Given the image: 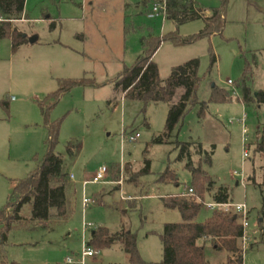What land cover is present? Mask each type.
Instances as JSON below:
<instances>
[{
	"label": "rangeland",
	"instance_id": "obj_1",
	"mask_svg": "<svg viewBox=\"0 0 264 264\" xmlns=\"http://www.w3.org/2000/svg\"><path fill=\"white\" fill-rule=\"evenodd\" d=\"M195 1L209 13L223 0ZM154 4H144V0H25V19L11 21L10 27L26 36L27 43L12 50L10 39L0 38V101L8 104L7 111L0 106V209L12 185L34 171L46 153L47 131L39 106L43 98L67 80L86 79L96 85L73 87L49 113L50 121H60L55 153L62 159L64 175L50 186L64 185L65 215L58 218L51 210L46 221H31L30 205L24 206L25 221L12 225L0 245L4 264H67V259L80 264L82 244L98 228L110 234L131 232L141 260L134 264H162L160 235L164 225L179 223L181 216L165 209L161 199L192 187L187 161L177 160L178 143L191 144L192 165L215 182L213 189L226 187L230 203L245 205L249 212L245 247L241 239L237 246L243 252V264H264L261 197L246 181L253 178L258 184L259 168L264 167V158L253 153L257 137H264V105L241 102L245 70L249 71L245 85L250 93L264 90V0H225L221 34L186 46L163 42L155 52L160 80L167 79L176 66L192 59L199 62L196 103L188 106L171 138L162 143L152 141L164 131L168 105L124 99L114 92L113 83L124 67L144 54L143 39L170 33L187 38L203 30L204 23L198 20L176 27L161 13L151 17ZM211 54L216 57L212 66ZM214 89L224 91L229 101H211ZM180 94L182 89L176 91L173 103ZM202 103L206 112L199 118ZM243 117L244 134L238 122ZM136 133V142L123 141V136ZM244 149L246 159L242 158ZM146 163L148 172L143 173ZM102 167L107 170V183H92L91 177ZM166 170L173 172L177 184L160 181ZM204 196L195 191L191 196L203 202L197 223L213 213L204 206L213 201ZM83 198L93 202L83 208ZM82 224L89 225L83 234ZM197 244L204 247L208 264H225L226 251L214 250L204 239ZM83 264L128 261L121 245L114 244L85 258Z\"/></svg>",
	"mask_w": 264,
	"mask_h": 264
},
{
	"label": "trees",
	"instance_id": "obj_2",
	"mask_svg": "<svg viewBox=\"0 0 264 264\" xmlns=\"http://www.w3.org/2000/svg\"><path fill=\"white\" fill-rule=\"evenodd\" d=\"M165 3L164 18L174 26L201 20L204 28L198 34L181 38L175 33H170L162 38L142 40L141 45L144 54L140 56L131 66L124 67L113 83L115 93L123 95L124 99L137 100L146 104L168 105V112L163 133L153 139V143H162L171 138L175 128L186 113L188 106L195 104V92L199 83L197 59L189 60L171 69L167 79L160 80L158 69L153 61V56L163 42H171L175 46H186L195 41L208 38L213 34H221L225 25V0L219 8L210 10L209 16H204V10L194 0H144L148 2ZM25 0H0V38L10 39L12 50L27 43L26 36L10 27L11 21H18L24 18ZM216 62L214 54L210 56V65ZM249 79V71L245 70L241 78V102L245 105H264V90L251 94L246 87ZM96 86L92 81L86 79L67 80L59 82L58 88L46 95L41 103L40 111L44 117L47 131L46 153L37 168L29 173L24 179L18 180L12 185L11 193L6 204L0 209V245L6 242L7 234L12 225L25 221L21 215L24 206L30 205V220L44 222L51 210L56 212V217L65 215L66 196L64 185L60 184L51 187V181L62 179L63 162L55 153L58 140L60 121H50L49 113L55 107L61 96L76 86ZM182 89V94L176 103H173L176 91ZM211 101L225 103L229 101L227 94L221 90H213ZM0 106L8 110V104L3 100ZM206 112V105L202 103L198 111V117L203 118ZM178 161H187L185 168L192 178V187L188 188L195 193L209 196L215 203L224 204L230 201V193L226 187H216L215 182L207 176L200 167L195 168L190 160L189 143H178ZM253 153L264 158V137L258 136L254 145ZM209 162V159H207ZM148 163L143 173L148 172ZM261 181L256 184L253 178L249 182L254 185L261 197V207L259 215L264 220V167H260ZM163 183L173 182L177 184L172 171L166 170L161 176ZM204 196V197H205ZM204 197L202 198L204 201ZM197 198V197H196ZM191 196L181 194L162 198L165 209L176 210L181 216L179 223L166 224L163 233L160 235L162 247V264H208L204 259V247L199 246V240H206L216 251H226L228 258L225 264H243L242 251L237 246V241L241 239L243 230L234 219V216L213 212L210 218L203 223L195 222L202 208L203 202L196 201ZM119 244L127 257L128 264L141 262L135 245V236L129 231L120 230L110 234L105 228H98L91 232L90 239L86 247L94 253L98 250ZM4 260V259H3ZM5 262V261H4ZM0 264H4L0 260ZM5 264H7L5 262Z\"/></svg>",
	"mask_w": 264,
	"mask_h": 264
},
{
	"label": "built area",
	"instance_id": "obj_3",
	"mask_svg": "<svg viewBox=\"0 0 264 264\" xmlns=\"http://www.w3.org/2000/svg\"><path fill=\"white\" fill-rule=\"evenodd\" d=\"M165 11H166V9H165L164 1L161 2V3H155L153 5V8H152L151 17L156 16L158 13H161L164 16ZM227 84L231 85L232 83L230 81H228ZM244 118L245 117H243L240 120H238V122L241 124L242 133L243 134L245 133V130H244V127H243L244 126ZM138 138H139V134L136 133V134H133V135H129L127 137L123 136L122 139H123V141L134 143V142H136L138 140ZM244 146H245V143H244ZM242 158H244V159L248 158V152H247L246 149L243 150ZM106 174H107L106 168H104V167L100 168L91 177V182L94 183V184H105V183H107L104 180ZM234 175H235L236 178H239V179L242 178V174L234 173ZM69 179H73V176L70 175ZM241 183H242V181H241ZM84 184H86V182H84ZM192 194L193 193H192L191 189H186L181 195L187 197V196H192ZM92 202L93 201L88 199V198H83L82 207L86 208ZM204 206L209 211L221 212V213L229 214V215H232V216L236 217V220L238 221V224L241 226V228L243 230V235L241 237V240H242V247L244 249V247H245L244 241L246 239V237L244 236V229L246 227H248L247 219H248V213H249L247 208L245 207V205L244 204H232L230 202L224 203V204H219V203L212 202V203L205 204ZM239 218H240V221H239ZM88 227H89V225L82 224V234L85 233V231L87 230ZM94 254L95 253L90 248L86 247V243L82 244V254H81L80 264H83V260L85 258L93 257ZM66 263L67 264H73V261L70 260V259H67Z\"/></svg>",
	"mask_w": 264,
	"mask_h": 264
},
{
	"label": "crops",
	"instance_id": "obj_4",
	"mask_svg": "<svg viewBox=\"0 0 264 264\" xmlns=\"http://www.w3.org/2000/svg\"><path fill=\"white\" fill-rule=\"evenodd\" d=\"M194 1H195V0H194ZM195 2H196V1H195ZM196 3H197V2H196ZM197 4H198V3H197ZM198 5H199V4H198ZM203 14H204V16H209V15H210V12L208 13V11L204 9V13H203ZM163 17H164V16H163ZM23 19H24V18H23ZM165 19H166V18H165ZM153 61H154V60H153ZM51 93H52V92H51ZM48 94H50V93H48ZM48 94H47V95H48ZM180 95H181V94H180ZM179 97H180V96H179ZM178 99H179V98H178ZM9 101H13V99L10 98ZM176 102H177V101H175L174 103H176ZM259 172H260V171H259ZM260 175H261V173H260ZM249 179H250V178H249ZM249 179L246 180L247 183H250V182H249ZM260 181H261V179H260ZM236 185H237V184H236ZM184 191H185V190H184ZM184 191H183V192H184ZM262 221H263L262 218H260V219H259V223H261ZM227 258H228V257H227Z\"/></svg>",
	"mask_w": 264,
	"mask_h": 264
},
{
	"label": "water",
	"instance_id": "obj_5",
	"mask_svg": "<svg viewBox=\"0 0 264 264\" xmlns=\"http://www.w3.org/2000/svg\"><path fill=\"white\" fill-rule=\"evenodd\" d=\"M234 219H236V217H234Z\"/></svg>",
	"mask_w": 264,
	"mask_h": 264
}]
</instances>
